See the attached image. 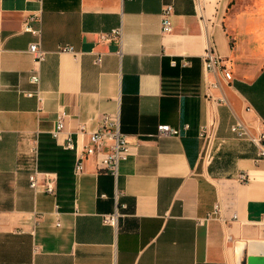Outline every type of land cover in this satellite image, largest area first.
<instances>
[{
  "label": "crops",
  "instance_id": "crops-1",
  "mask_svg": "<svg viewBox=\"0 0 264 264\" xmlns=\"http://www.w3.org/2000/svg\"><path fill=\"white\" fill-rule=\"evenodd\" d=\"M169 1L162 34L163 0H0V264H264V155L230 130L240 120L264 131V0ZM33 15L39 39L22 30ZM114 29L120 40L101 41ZM38 40L41 64L28 52ZM208 49L231 82L205 70ZM35 71L42 104L27 95ZM104 115L119 119L130 154L117 178L92 158L75 175L65 139L82 148L79 129ZM159 125L181 135L157 138ZM35 142L38 179L55 178V194L30 187Z\"/></svg>",
  "mask_w": 264,
  "mask_h": 264
},
{
  "label": "built area",
  "instance_id": "built-area-1",
  "mask_svg": "<svg viewBox=\"0 0 264 264\" xmlns=\"http://www.w3.org/2000/svg\"><path fill=\"white\" fill-rule=\"evenodd\" d=\"M174 4L169 0H163L162 12H161V32L162 34H170L173 31V16H174ZM40 21L38 15L29 17L23 24V32L31 33L34 36L41 37V29L32 26V21ZM101 41L120 40L121 29H114L109 33H102L100 35ZM3 36L0 30V51L3 50ZM59 51L69 52L76 54V50L72 45L61 46ZM28 52L33 57L37 64H41L46 60L47 52L43 49L40 40L33 42L29 45ZM102 56H97L95 59L96 64H100ZM183 66H187L188 62L183 61ZM204 66L208 73L217 74L222 73L224 80L231 82L233 76L229 70L227 60L222 56L215 53L213 50L208 49L204 55ZM30 82L36 86L35 92H29L27 95H36L40 104L43 103L42 92L39 89L41 83V76L38 71H35L30 76ZM220 82L216 80L209 83V89L219 88ZM209 98L214 99L212 94L208 95ZM224 101V99H221ZM66 113L59 112L55 129L52 131V137L56 140L60 139L65 127ZM231 132L241 139H247L257 144L261 148V153L264 155V131H258L257 134H253L249 126L244 121H236L230 127ZM206 133L204 130L203 133ZM87 134L88 139L85 145L80 148L78 141H73L71 136L65 139L63 147L66 150L75 151L77 153V159L74 166V174L80 175L85 171V162L87 159H95L96 165L100 170L106 171L112 174L114 177L119 175L120 163L126 160L130 154V142L128 137L121 131L120 122L117 117H111L110 115H104L99 127L92 132H87L85 127L79 129L78 136ZM181 130L173 128L170 125H159L158 132L155 135L157 138L168 136H180ZM31 158V173L29 175L30 187L35 191H40L49 194H55L56 192V180L48 175L43 183H40L38 179L39 172V148L35 142L30 149ZM245 180L244 176H242ZM219 207L217 206L213 214H217ZM120 213L116 211L114 214L105 215L104 222L112 227H117L118 218ZM59 225V223H58Z\"/></svg>",
  "mask_w": 264,
  "mask_h": 264
}]
</instances>
